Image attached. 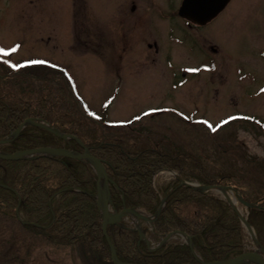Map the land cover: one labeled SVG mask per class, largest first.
<instances>
[{"label":"rangeland","instance_id":"374dc122","mask_svg":"<svg viewBox=\"0 0 264 264\" xmlns=\"http://www.w3.org/2000/svg\"><path fill=\"white\" fill-rule=\"evenodd\" d=\"M143 2L138 0L141 8L136 13L153 14ZM130 3L0 0V49L6 52L0 59L59 66L90 109L101 112L113 96L110 119L142 117L131 125L152 141L198 154L211 168L231 167L243 177L240 186L247 188L249 199L263 193L264 128L258 120L246 119L264 122V0H233L201 31L192 29L204 39L205 48L202 38L189 35L191 47L178 43L181 46L170 50L166 20H157L164 41L147 29L144 36L128 32L126 26L119 31L120 18L134 17ZM154 39L161 44L156 46ZM173 176L163 170L157 183ZM237 206L246 210L239 201ZM138 211L148 215L142 208ZM123 223L135 226V216L126 213ZM141 223L148 230L149 246H157L161 238L152 233L153 222L142 218ZM10 226L0 230V264H93L79 243L53 244L16 224ZM245 232L246 250L255 248L253 237ZM169 240L185 238L175 234Z\"/></svg>","mask_w":264,"mask_h":264},{"label":"trees","instance_id":"16d2710c","mask_svg":"<svg viewBox=\"0 0 264 264\" xmlns=\"http://www.w3.org/2000/svg\"><path fill=\"white\" fill-rule=\"evenodd\" d=\"M45 89L39 93L40 86ZM46 121L64 134L74 135L99 157L106 167L113 204L120 211L142 207L155 213L157 237L180 229L191 236L199 255L207 262L235 256L244 249L246 233L239 214L212 191H200L172 178L160 185L154 176L161 168L179 171L184 180L201 184H226L243 189V180L232 168H211L200 155L165 148L139 128L112 126L106 115H95L76 93L61 69L45 63L16 67L0 59V138L12 134L27 118ZM76 138H64L36 125L25 126L0 149L57 146L82 150ZM239 180V181H237ZM96 175L86 162L68 156H41L21 160L0 157V230L18 225L46 242L83 245L93 264H114L102 232L97 203ZM251 201V200H250ZM248 221L264 245V192L252 200ZM10 226V227H11ZM146 233V230H144ZM108 234L122 261L135 264L197 263L185 242H168L153 250L137 230L110 224Z\"/></svg>","mask_w":264,"mask_h":264},{"label":"water","instance_id":"95a60500","mask_svg":"<svg viewBox=\"0 0 264 264\" xmlns=\"http://www.w3.org/2000/svg\"><path fill=\"white\" fill-rule=\"evenodd\" d=\"M227 1L228 0H222V1L214 0V2L213 0H184L181 6V13L191 17L195 21H204L207 18H209L212 14L214 15L216 12H218L226 4ZM204 7H208V9L210 8L211 9L209 10L208 13H205L206 15L201 16L199 14V10H203ZM31 123H34L46 129L52 130L64 137H70L68 135L59 133L55 128L51 127L49 124H46L44 122L35 121L34 119L29 118L20 125V127L16 130V132L13 135L0 139V143L9 141L25 125L31 124ZM79 142L81 145H83L81 141ZM40 155H66L70 157L83 159L89 162L94 167L96 174L98 176L97 184H98V195H99V208L101 210V216H102V229H103V233L105 234L110 244L111 258L115 264H132L129 262H123L118 258L115 247L111 243L110 238L107 234V226L112 223H118L122 215L124 214V212H132V213H135L136 215L137 213L133 208H124L120 212L112 211L111 209L112 200H111V192L109 188V178H108L105 166L103 165L102 161L97 156L93 155L86 146H84V150L82 152H77L71 149L52 147V146H43V147H37V148H31V149H21L13 153H7V152H3L0 150V157L5 158V159H12V160L30 158V157H38ZM187 184L191 187H196L201 190L212 187V186H205V185L198 187L194 185L193 183H189V182H187ZM220 187L227 188L226 186H220ZM239 200L248 207L252 206V204L244 200L243 197H239ZM160 209H161V206L158 209L156 215L160 212ZM174 232L175 231L170 232L168 235H171ZM140 234L142 235L141 230H140ZM188 243L192 245V241L189 236H188ZM257 245H258V248L256 249L245 251L229 259H225V260H221L217 262L201 261L200 263H197V264H249L247 263V260L251 258H255V257L259 259L260 264H264V247L258 241H257Z\"/></svg>","mask_w":264,"mask_h":264},{"label":"flooded vegetation","instance_id":"af4514ba","mask_svg":"<svg viewBox=\"0 0 264 264\" xmlns=\"http://www.w3.org/2000/svg\"><path fill=\"white\" fill-rule=\"evenodd\" d=\"M125 3L127 4V2L129 3V1H131L130 3V13H133L132 18H129L128 21H125V18L123 17L122 19L120 18V20L118 21V29L119 31H123L124 28L123 27H127L128 32L133 33V32H139L138 35H145L146 34V29L148 30V32L153 33L156 38L157 36L163 37L162 34L160 33L161 31H159V23L157 20L159 21H165L167 28H166V41L167 43L169 42V46H168V50L173 49V47H179L181 45L185 46V48L187 47H191L192 43L189 40V37H200L202 38L200 35H196L194 34L192 31V29H195L196 31H201V29L206 26L207 24H209L210 22L214 21L216 19V17H218V15H220L223 11H225V9L230 5V3L233 1L231 0L228 5L224 8V10L222 12H220L215 18H213L212 20H210L207 23L204 24H199V23H195L192 22L191 20H189L186 16H182L179 12L180 9V5L183 2V0H143L144 4H147L148 9L152 10L151 15L148 16H144L145 13H136V11L138 12V10L141 8L140 5H137L138 0H124ZM160 5L162 6V9H160ZM204 9H208V7H204ZM165 11L164 14H162L161 12ZM155 12L159 15H155ZM127 15L126 12H124V16ZM131 25V27H130ZM141 30V27L144 26ZM156 31V32H153ZM190 35V36H189ZM165 36V34H164ZM163 37L162 41H164L165 39ZM203 40V46L205 48L204 45V39ZM161 41H158L157 39H154V44L156 46H158V44L160 45ZM181 45H179V44ZM148 45L150 46L151 43H148ZM210 49L213 51H216L215 48L212 46H210ZM206 50V49H205ZM207 51V50H206Z\"/></svg>","mask_w":264,"mask_h":264},{"label":"bare ground","instance_id":"6f19581e","mask_svg":"<svg viewBox=\"0 0 264 264\" xmlns=\"http://www.w3.org/2000/svg\"><path fill=\"white\" fill-rule=\"evenodd\" d=\"M223 194L225 197H229L233 201V203L237 204L238 194L235 191L227 190V191H223ZM133 216H135V215H133ZM135 220L137 221V216H135ZM252 235L254 236L253 232H252ZM254 238H255V236H254ZM247 263H249V264H260V261L258 258L255 257V258H251V259L247 260Z\"/></svg>","mask_w":264,"mask_h":264},{"label":"snow or ice","instance_id":"6c2138e0","mask_svg":"<svg viewBox=\"0 0 264 264\" xmlns=\"http://www.w3.org/2000/svg\"><path fill=\"white\" fill-rule=\"evenodd\" d=\"M13 51H15V49H13ZM0 52H3V49H0Z\"/></svg>","mask_w":264,"mask_h":264}]
</instances>
